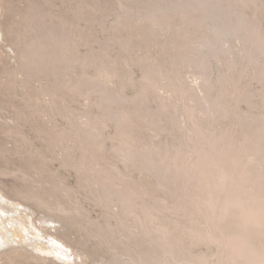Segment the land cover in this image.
<instances>
[{"label":"rangeland","instance_id":"obj_1","mask_svg":"<svg viewBox=\"0 0 264 264\" xmlns=\"http://www.w3.org/2000/svg\"><path fill=\"white\" fill-rule=\"evenodd\" d=\"M21 1L23 2H18L17 7L15 5L18 10L32 5L31 7L35 9L49 11L55 17L76 22L79 29L85 30L84 33L87 35L73 42V61L69 63L60 61L59 65L56 64L57 69L49 66L51 60L45 50L40 52L42 58L47 60L48 66L46 63H41L36 65V69L28 67L18 55V50L27 43V39L0 40V171L6 173L0 174V187L5 190L15 188L27 193L31 198L28 200L31 206L34 205L35 199L40 198L47 202L50 210L46 212L51 220L56 221L49 223L52 226L48 227H54L72 247L87 252L82 258L83 264H129L131 255L137 258L141 256L143 261L148 259V256L150 261L152 255L156 254L155 258H162L163 250L158 247L159 250L154 242L150 241L156 233H152L150 240L147 236H141L140 223L133 216L122 212L117 199H114L113 203L110 202L111 205L105 202V199H98L100 193L102 195L98 174L101 166H106L107 173L111 177L122 178L129 183L128 185L132 184L135 193H137L136 187L142 185L149 195L144 205L149 204L150 207L157 200L172 207L177 202L171 187L159 185L158 176L154 172L141 169L138 162L140 158L135 163L127 162L124 156L129 151L128 149L119 151L120 142L123 140L128 144L130 142L131 148L135 150L137 147L136 150L139 152L146 146L163 145L162 147L168 148L170 155L173 156L175 149L184 143L188 146L183 150L189 157L188 153L199 142L195 133L196 127L202 129L206 137H223L228 143L234 138L240 143L249 133L254 136L256 131L261 129V125L262 128L264 127V80H260L257 76V71H260L264 64V58L257 57L259 54L256 55L257 61L247 58L244 41L242 43L239 40L237 32V35L231 33L232 35H223L225 38L221 36L225 41V44L221 45L222 42L224 43L218 35L221 32V21L217 19L218 21L213 20V22L212 18H205L203 7L198 8L194 0L191 2L190 0H98L101 10L93 15L90 22L74 14L75 0ZM256 1V7L253 6L255 3L252 6L249 4L251 7H238L240 13L237 7L231 5V1L225 3L224 0L221 3L222 14L220 12L219 15L228 16L227 19L224 17L222 20H227L230 26L248 18L243 24L249 27L247 23L251 18L256 25H259L257 27L264 36V0ZM120 2L134 10L132 14L128 12L131 16L124 9L119 8ZM181 4L185 7L188 5V9L191 8L189 11L186 8L188 13L190 12L186 14L187 16L177 14L168 21L169 25L165 21L168 26L151 25L149 34H145L140 23L134 20L142 16L143 13L138 15L140 12L159 13L160 7L166 5L179 7ZM197 11L201 14V18L190 19L193 12ZM242 13L247 15L246 18ZM120 15L132 19L130 21L132 24L125 30L117 25ZM8 16L5 17V21L11 22L12 17ZM251 27L250 30L249 28L246 30L250 32ZM244 33L249 34L246 31ZM168 42L175 44L176 48L173 47L168 51L170 46L172 47ZM214 43L217 45L216 51L218 50L217 55H219L216 56L217 58L212 52ZM180 47H184L186 51L184 56L177 51ZM44 52L45 54H42ZM232 62H235L234 67L231 65ZM222 78H225L227 88L222 86ZM148 81L152 82L154 89L148 91L144 105L139 104L135 101L138 97H135L144 93L146 85L150 83ZM171 81L174 89L169 88ZM233 88L238 90L239 95L247 92L244 95L248 96L247 100L242 95V99L239 95H235L238 97L234 98ZM118 94L126 101L129 99L134 101V104L139 109L141 107L148 116L151 114L150 119L156 116L154 120H161L160 127L153 131L149 127V117L133 118L134 122L130 124L128 137H125L120 123L111 115L128 109L127 103L114 106L109 102L110 97L119 96ZM213 99L220 101L221 105L220 109L214 108V112L206 108L208 100ZM163 107H166L165 111ZM193 108L198 109L199 113L196 119L190 120L186 117L185 111ZM159 109H163L164 112ZM227 110L228 114L225 113ZM240 117L244 118L243 122L240 121ZM257 120L261 121L260 125ZM91 128L98 131L96 133L94 130L90 131V134L100 133L94 138L101 139L103 143L100 152H96L94 141L86 142L87 144L83 142ZM82 151L85 152L84 156ZM86 155L90 161L84 162L86 170H82L80 168L84 167L82 162ZM87 170H90V173ZM124 183L122 182L121 185L126 186ZM139 204L136 213L144 215L141 211L145 206L143 203L141 206ZM3 206L0 205V213L2 208L11 211L10 209L15 207L11 202H4ZM37 212L38 217L46 214L39 213V210ZM5 216L9 215L5 214ZM182 219L172 212H167L158 221V225L172 228L176 224L180 227L185 224V227H188L187 222ZM9 231L11 235L13 234V241L19 243L14 242L11 248L19 252L26 249L24 240L27 236L21 234L17 227L9 228ZM183 240L185 247L182 248L188 247L186 252L191 253H188L189 256L214 257L213 263H216L215 257L220 253L219 247L204 243L190 245L192 240L187 235ZM233 255L234 264H246L240 254ZM87 257L89 258L86 259ZM3 262L0 261V264H4ZM77 263H80V260L77 259Z\"/></svg>","mask_w":264,"mask_h":264},{"label":"bare ground","instance_id":"obj_2","mask_svg":"<svg viewBox=\"0 0 264 264\" xmlns=\"http://www.w3.org/2000/svg\"><path fill=\"white\" fill-rule=\"evenodd\" d=\"M75 1H76V5L73 11L74 14L77 15L78 17H82L86 19V21L89 20L90 22L93 18V15L95 16V14L101 10L100 9L101 5L98 4L99 2L98 0H87V1L75 0ZM223 1L224 0L222 1L194 0L198 8L200 6L203 7L205 18L210 17L209 19L212 18L211 21L214 20L215 22L218 20L221 21L220 26L223 29V31L219 26L221 32H219L218 35L220 36V39L222 41H224L223 37L225 38V36L223 35L226 34H227L226 36H228V34L232 35L231 33L235 35L238 34L239 40H241L242 43L244 41V45L246 47L245 49L246 51L244 52H246V55L248 56L247 58L252 59L253 61H257L258 59L257 57L260 58V56L264 58V36L261 34L260 30L258 29L259 25L258 24L256 25L254 21L250 18L247 24L252 26L251 27L252 30L250 32L246 30L247 28H249L250 30V26L248 27V25L245 26L246 24H243V21L245 20L244 23H246V21H248V18H246L247 15L245 16L242 13L246 19H243L242 22H240L241 21L240 20L239 23H235L236 25L234 26H230L227 20L225 21L222 20V18H224L225 16L219 15L220 12H221L220 14H222L221 10L223 8V4L221 3ZM227 1L225 0V3H227ZM230 1H231V5L237 7V10H239L240 13H241L240 8L243 7L245 8V6L248 7L249 4H251L252 6L253 3L257 2L256 0H229V2ZM18 2L22 3L23 1L0 0V40L1 39L3 40L4 38H8V39L14 38L16 41L19 40V38L27 39L28 40L27 43L23 44V46L18 50L19 51L18 55H20L21 60H24L26 62L28 67H32L34 69H36L35 67L37 64L39 65L41 63L44 64L47 61V60L45 61L42 58L40 51L43 50L47 51V55L51 60L49 66L52 69L56 67V64L59 65L60 63L58 62L60 61L63 60L67 61L66 63L72 62L73 61L72 51L74 47L73 42L76 39L80 38L81 36L83 37V35L85 34L87 35V33H84L85 30L83 31L79 29L77 24H75L76 22H69L61 17H55L54 14L53 15L50 14L49 11H45V10L42 11L40 9H35L31 7L32 5L31 6L29 5L27 8H23L22 10H18L17 8H15V5L17 7ZM33 4L35 5V2H33ZM182 5L183 4L179 5V7H177L176 5H173L172 7L171 5L169 6L166 5L163 6L162 8L160 7L159 13H153L151 11L146 13L140 12L138 13V15L143 13L142 16L141 17L139 16V18L134 20L140 23V25L144 29L142 31H144L145 34H147L148 32H151L150 29L152 28L149 29V26L151 25H155L157 27L162 25L166 26L167 24H165V21L167 23L169 20H172L174 16L176 17L177 14L180 15L189 14L190 12L188 13V11L191 9V8L190 9L187 8L189 4L187 5V7ZM118 6L120 9H124L126 13L129 12L132 14L134 11L131 8L127 7L125 4H123L122 2L118 3ZM253 6L256 7V3ZM186 8L188 9V11ZM223 12L226 13V11ZM7 15L9 16L11 15L12 17L11 22L5 21V17H7ZM200 16L201 14H199L198 11L193 12V14L190 16V19L198 20L201 18ZM123 18H125V16L124 17H122L121 15L119 16L117 25L120 26L121 29L125 30L127 27H129L132 24L130 22L132 21V19L130 20V17L128 18L129 20ZM227 18L228 16H226L224 19ZM242 18L243 17H241V19ZM251 20L253 21V23H250L252 22ZM245 31L246 33L249 34L246 35L244 33ZM179 35H181V33ZM172 40L174 41V39ZM20 41H22V39ZM173 41H171L172 44ZM171 43H169V45ZM223 44H225V41L224 43L222 42L221 45ZM125 45H127L126 42ZM175 46H176L175 44L172 45V47L170 46L168 51H171ZM213 46H215L214 47L215 50L212 48L213 56L217 58L216 56H219L217 55L218 50L216 51L217 45L214 43ZM177 51H179L182 54V56H184L186 52L184 47H180V49H178ZM42 54H45V52ZM46 65L48 66L47 63ZM231 65H233L232 67H234L235 62L234 63L232 62ZM43 66L45 67V65ZM261 67L262 68L260 69V71H257V76L260 78V80H264V64ZM51 68L50 71L52 72ZM222 79H223L222 86L224 88H227L225 87V83H226L225 78ZM151 81H148L150 83L146 85L147 87L144 89V93H142V95L140 96L135 97V98L138 97L135 100L137 101V103L143 104L146 102V98H147L146 96L148 91L150 90L152 91L154 89V86ZM169 88L170 89L175 88L174 85L172 84V81L169 83ZM240 90L241 89H239V91ZM246 93L244 92V95H246ZM232 94H234L233 96L239 95L238 90L236 91V89H234ZM118 95L119 96L116 95L112 96L113 98L110 97L111 99L108 97L109 102L114 106L127 103L128 105L127 104L126 105L128 106V109L126 107L125 109L127 110L124 111L122 110L114 113L111 112L112 113L111 115L114 116L120 123V128L123 131L122 134L125 135V137H128V133L130 132L131 129L130 124H132L133 118L144 117L147 119V117H149L151 114L148 116L145 112H143L144 111L143 109L141 110V107L139 109L134 104L135 103L134 101H130L131 99H129V101L128 100L126 101L124 97L122 98L120 94ZM241 95L244 96L243 94ZM242 96L241 99L243 98ZM236 97L238 96H235L234 98ZM244 97L246 99L248 96L247 97L244 96ZM239 99L236 100L239 101ZM220 106H221L220 101L213 99L210 101L208 100L206 108H209V111L213 110L214 112L215 110L214 108L220 109ZM197 110H195V108L190 110L187 109L185 111L186 117H188L190 120L196 119L195 117L199 113L197 112ZM161 111H163V109ZM225 113L228 114L229 113L228 110ZM150 118L151 117L148 118L150 130L153 129V131H155L158 127H160L159 125L161 124V120L157 121ZM243 120L244 118L240 117V121L243 122ZM125 122L126 123L129 122V124H126ZM256 122L261 123V121L258 120ZM260 123L258 125H260ZM91 124L92 123H90V125ZM93 125L97 126L98 124L97 125L93 124ZM94 128L93 129L91 128L89 132L87 131L89 134L87 135L85 134L86 135V136L84 135L85 137L83 136L85 140L83 142L86 143L89 141L90 142L94 141V143L96 144V152H100L103 149V143L101 139L100 140L94 139L96 136H98V134L100 135V133L95 134L98 130L96 131L94 130ZM93 130L95 131V133L90 134V131ZM195 133L196 136H198L199 142L194 147L191 146L192 149L188 153L190 155L192 154L191 157L190 155L189 157H187L188 155L187 153H185L186 151L184 152V150L186 149L185 147L188 146V145L185 146L186 144L184 143L183 144L181 143L180 146L177 149H175L176 152L174 153L175 154L174 156L170 155L171 152L169 151V149L162 147L163 145H161V147L159 145L158 146L150 145L149 147L146 146L147 145L146 144L145 145L146 147H143V149L140 151L142 152V154L138 150H136L137 147L135 149L136 151L133 150L131 148L132 146L129 145L130 142L128 144L124 140L120 142V145L118 147L119 151L128 149L129 152L126 153V155L124 156L127 162L135 163L140 158L141 162L140 161L138 162L140 163L141 169H143L144 171L154 172L156 176H158L159 185L161 186L169 185L171 187V190L173 192L172 194H174V197L177 202L174 203L172 207H168L164 203L158 202L157 200L154 201L150 207L149 204L148 206L147 204L144 205L145 203L144 201H147L146 198L147 197L149 198V195L146 192V189L142 185L136 187L137 193H135L136 190L135 187L132 186V184L128 185L129 183H127V181L123 180L122 178L117 179L111 177L107 173L106 166L105 167L104 165L101 166V170H99L100 172L98 174H99V184L102 190V195L101 193L99 196L97 194L98 199L99 198L100 199L102 198L103 200L105 199V202H109V203L114 201V199H117L123 210L122 212H125V214L128 216H133L134 219H136L137 222L140 223L141 225L140 229L142 231L141 236L143 237L147 236V238L149 239V237L151 238L153 236L152 233H156V236H153L152 237L153 239L151 238L152 240L150 239L149 240L154 242L153 244H155L157 248L159 247L161 248V250H163L161 251L163 252L161 256L162 258H155L157 255L156 254V255H152L153 257H151L152 260L150 259V261H149L150 256H148L149 258L146 256V258L148 259L143 261V258H140L141 256L137 258L131 255L129 264H214L213 263L214 257L200 255L194 258V256L192 257V255L189 256L191 253L189 251L188 253L190 254L186 252L188 250V247H186L187 249L186 248L183 249L185 247L184 246L185 241L183 240V238L186 237V235L187 237H189V239L192 240L191 241L192 244L190 245H195V244L197 245L198 243L199 244L204 243L207 245H216L217 247H219L220 253L217 254V256L215 257L216 260L215 264H234L235 262L234 261L235 257L233 255L234 253L238 255L240 254L241 257L244 258L243 260L246 261V264H264V127L262 128L261 125V129L260 130L258 129L255 133L256 135L254 134V136L251 133H249V135L247 134L246 136H244L245 138L242 137L244 139L240 143H237L236 140H234L235 138L231 140L232 141L231 143L226 142L225 138L223 137L217 138L214 136L212 138L211 137L208 138L206 137V134L203 132V130L198 127H196L195 129ZM228 134L230 133L228 132ZM230 137L232 138V136ZM89 148L91 150V147ZM88 152L89 150L87 151V154ZM84 155L85 152H83V156ZM156 156H159V158ZM87 157H84L82 163L88 160L90 161V158L88 157L89 158L88 159ZM79 165L80 164H78V166ZM83 166L84 167L79 166V168L81 167L80 169L86 170L85 163ZM90 170L89 171L87 170L88 173H90ZM0 174L5 175L6 173L0 171ZM122 182H125L124 185L126 186H122L121 185ZM29 199L31 198L27 196V193L22 192L21 190H16L15 188L13 189L10 188L8 190L7 189L5 190L4 188L0 187V205L3 206L4 202L5 203L11 202L15 206L13 207V209H10L11 211H5V209H3L4 208L3 206L2 212L0 213V261H4L3 262L4 264H83L82 258L87 252L86 253L84 251L81 252L82 250L80 251L79 249H76V247H72V245L68 244L67 241L64 240V238L62 237L63 235H60L61 233L58 234L57 230L54 227H48V226H52V224L49 223H54L56 221L51 220L49 218L50 215L46 212V210H50V207L47 204V202H45L43 199L40 198L35 199L33 205L34 207H33L29 205L28 203ZM138 202H140V204ZM142 203L145 206V209L142 207L143 211H141L144 212V215H138L136 213L137 210L136 208H138L137 207L138 204L141 206ZM37 210H39V213L44 212L46 214H44V216L38 217L39 214ZM167 212L168 213L172 212L180 219L183 218L187 222L186 225L188 224V227H185V224L183 227L182 226L180 227L178 224H176L172 228L158 225V221L161 220L164 213L167 214ZM5 214H8L9 216L7 217L5 216ZM14 227H17V229L20 231L21 234L27 236V239L24 240V245L26 246V249H23L21 247L23 250L20 252L15 248L14 249L11 248V245L14 244V242L18 243L16 241H13L14 240V238L12 239L13 234L11 235L9 231V228H14ZM3 248L4 249L6 248V250H3ZM27 248L30 249L27 250ZM232 255L234 258L232 257ZM88 258L89 257H87L86 259ZM77 259L80 260V263H77Z\"/></svg>","mask_w":264,"mask_h":264}]
</instances>
